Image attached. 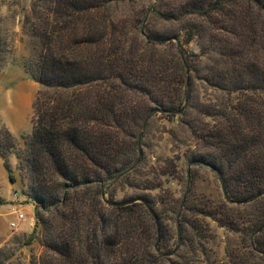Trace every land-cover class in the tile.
Returning a JSON list of instances; mask_svg holds the SVG:
<instances>
[{
	"label": "trees",
	"instance_id": "16d2710c",
	"mask_svg": "<svg viewBox=\"0 0 264 264\" xmlns=\"http://www.w3.org/2000/svg\"><path fill=\"white\" fill-rule=\"evenodd\" d=\"M135 1L33 0L23 16V66L40 86L16 154L35 203L25 245L43 247L30 264H264V0H147L155 31L143 13L112 14ZM201 86L213 93L204 98ZM157 114L185 117L194 142L185 158L215 173L220 206L190 204L189 192L154 197L161 185L134 181L142 194L130 199L142 202L108 204L106 186L140 173ZM168 164L164 175L177 174ZM202 218L241 235L225 261L200 259Z\"/></svg>",
	"mask_w": 264,
	"mask_h": 264
},
{
	"label": "rangeland",
	"instance_id": "374dc122",
	"mask_svg": "<svg viewBox=\"0 0 264 264\" xmlns=\"http://www.w3.org/2000/svg\"><path fill=\"white\" fill-rule=\"evenodd\" d=\"M32 1L0 0V45L2 50H7L0 55V260L3 264H30L32 256L38 259L43 252L38 239L25 245L36 223L35 203L30 193L29 171L25 165L20 169L16 156L19 149H26V141L32 132V104L40 90L32 74L23 66L30 51L28 38L22 32V20ZM153 4L152 1L138 0L116 8L113 6L111 12L117 18L127 19L143 13L146 16L143 24L148 23L146 30L151 28L155 31V17L151 13ZM156 28L160 29L161 25ZM185 39L182 35L180 41L183 43ZM4 44H7V49ZM191 47L199 53L195 43H191ZM204 64L206 60H202L201 66ZM200 92L204 98L213 93L206 90V86H201ZM182 120L185 117L180 115L171 119L162 114L151 117L142 140L144 160L138 170L140 173L106 186V199L112 198L114 202L133 200L130 199L132 194H142L130 188L134 181L143 186L161 185V189H154L151 193L154 197L166 194L167 198L181 199L185 192H189L190 204L199 207L212 210L223 203V193L215 173L206 167L190 168L185 158L187 146L194 142L183 128ZM170 160L177 167L174 176L164 175V171L170 168ZM147 180L149 182H145ZM20 214L24 216L21 220L18 219ZM203 220L210 235L206 254L199 255L200 259L225 261L229 252L240 246L241 235L219 226L212 218ZM11 223L16 227L12 228Z\"/></svg>",
	"mask_w": 264,
	"mask_h": 264
},
{
	"label": "water",
	"instance_id": "95a60500",
	"mask_svg": "<svg viewBox=\"0 0 264 264\" xmlns=\"http://www.w3.org/2000/svg\"><path fill=\"white\" fill-rule=\"evenodd\" d=\"M136 202H142V201H140L138 199H133V200H127V201H121V202H108V204L113 206V207H124V206L131 205L133 203H136ZM145 206L148 208L149 212L152 215H155L153 210L150 208V206L147 203H145Z\"/></svg>",
	"mask_w": 264,
	"mask_h": 264
},
{
	"label": "built area",
	"instance_id": "2783aa9c",
	"mask_svg": "<svg viewBox=\"0 0 264 264\" xmlns=\"http://www.w3.org/2000/svg\"><path fill=\"white\" fill-rule=\"evenodd\" d=\"M23 218H24L23 214H20L19 217H18L19 220H21V219H23ZM11 227H12V228H13V227H16V225H15L14 223H11Z\"/></svg>",
	"mask_w": 264,
	"mask_h": 264
}]
</instances>
